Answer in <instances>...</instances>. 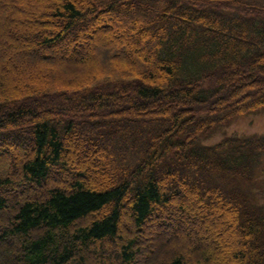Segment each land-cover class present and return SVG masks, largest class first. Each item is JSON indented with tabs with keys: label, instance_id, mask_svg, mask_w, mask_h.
I'll use <instances>...</instances> for the list:
<instances>
[{
	"label": "trees",
	"instance_id": "trees-1",
	"mask_svg": "<svg viewBox=\"0 0 264 264\" xmlns=\"http://www.w3.org/2000/svg\"><path fill=\"white\" fill-rule=\"evenodd\" d=\"M80 2L57 0L49 18L58 25L32 21L20 29L23 44L8 36L11 19L0 17V39L16 52H42L44 73L49 49L61 45L65 59L70 47H82L92 20L120 9L140 29L135 53L143 57L150 44L147 68L118 56L106 70L37 79L20 92L0 73V264H91V246L113 249L111 241L122 264H136L145 256L138 230L156 218L185 222L186 195L208 216H230L239 245L234 264H264V135L203 144L218 126L264 109V0ZM128 195L131 235L120 230ZM211 246L193 249L190 259L175 253L167 264H221Z\"/></svg>",
	"mask_w": 264,
	"mask_h": 264
},
{
	"label": "rangeland",
	"instance_id": "rangeland-1",
	"mask_svg": "<svg viewBox=\"0 0 264 264\" xmlns=\"http://www.w3.org/2000/svg\"><path fill=\"white\" fill-rule=\"evenodd\" d=\"M56 1L57 0H3V7L0 9V17L2 19L10 18L13 24V29L8 33L9 38L21 44H23L24 40L28 41L27 35H23L20 29L22 28L25 30L30 28L29 25H31L30 23L32 21L37 22L35 28L42 27V22H51V24L58 25L57 22L49 18V16L53 14ZM76 1L81 4L80 0ZM120 12L123 11L119 9L103 15L102 19H100L101 24L95 23L91 25L87 31L82 32L84 37L78 42L82 47H78L74 49V51L73 47H70L71 54L66 56L65 59H63L61 45L49 49L43 58L46 60V70H44V73L40 70L41 67H39V62L42 64V52H16L9 40L1 38L0 57L8 55L11 58V63L9 66L4 67L0 64V73L10 85L11 90L17 89L18 92H20L21 88L29 86L37 79L38 81L46 79L51 82L53 78L60 75L59 77L68 81L72 75L71 73L75 74L76 71L80 76H85L106 70L110 67L111 61L115 58L117 60L119 59L118 56L134 64L137 69H146L147 67L144 64L145 59L143 60V58L149 55L145 52V48L150 44L149 42L145 43L142 53V55H144L143 57L135 53L136 37L140 36V29L132 27L134 20L130 14H127V16L121 19L119 16ZM104 23L108 25L112 24V26L109 29H103L102 24L104 25ZM95 33L97 34L92 38ZM102 37L108 40L105 46H101V41L99 39ZM21 48L20 45L19 49ZM48 61H53L55 66L52 67L50 63H47ZM152 61L154 62V57L151 58V62ZM155 67L156 63H153L150 69L154 70ZM74 70L75 72H72ZM42 84L47 85L48 82ZM225 89L228 92L230 84H228ZM247 90L248 92H252L251 88ZM256 97L257 94H251L250 98H248L245 103H253ZM173 106L175 110L184 108V105L176 103H174ZM237 106L238 105H236V107ZM45 107H48V105ZM45 107L40 108L41 112L47 110ZM173 109L170 110L173 111ZM8 110H12V107L8 108ZM263 135L264 109L244 117L235 118L228 125L218 126L212 131L211 136L209 135L210 137L203 141V144L215 145L229 137L249 138ZM69 144V142H66V150H71V144ZM87 175L89 176L90 182L95 184L97 173L94 171V168H91ZM70 176L71 175L65 176L64 180H71L72 178ZM43 187L42 189L38 188V191H42V196L44 197L48 184L43 183ZM61 187L62 189L67 188L63 183ZM186 196L188 198L186 206L190 209L191 213H185V215L188 216L185 222L179 221L178 223L170 218L169 221L162 220L164 221L163 223L156 218V222L151 221L144 228L138 230L137 243L144 247L145 256H142L136 264H167V260L171 259L175 253L182 254L187 257V259H190V252L193 251V249H197L198 247H205L208 249V247H212L211 245H213L214 250L222 258L221 264H234L232 258L234 253L239 250V245L234 236L230 216L224 217L225 210H223L224 214L223 212L218 213L213 210V213L208 216L205 213L207 208H204L197 198ZM123 204L124 207L120 210V230L131 235L136 231L133 227V223L130 221L127 211L131 208L130 195L125 198ZM204 215L206 219L203 218ZM1 216L5 218L10 217V209L6 208L1 213ZM8 241L16 248L22 247V241L19 238L10 237ZM111 245L112 248L115 249L116 243L111 241ZM98 248L101 250L100 245H92L90 248L91 264H122L121 258L115 250L104 248V251H100Z\"/></svg>",
	"mask_w": 264,
	"mask_h": 264
},
{
	"label": "bare ground",
	"instance_id": "bare-ground-1",
	"mask_svg": "<svg viewBox=\"0 0 264 264\" xmlns=\"http://www.w3.org/2000/svg\"><path fill=\"white\" fill-rule=\"evenodd\" d=\"M101 16V15H100ZM100 16H98L96 19H94V20H92L91 22H90V26L91 25H94L95 23H97V21L99 20V17ZM109 26L111 27L112 26V24H109ZM97 33H95L93 36H92V38H94V36L96 35ZM84 37V34H82V35H80V38L82 39ZM90 39V38H89ZM206 219V218H205ZM147 229V228H146ZM146 231V230H145Z\"/></svg>",
	"mask_w": 264,
	"mask_h": 264
}]
</instances>
